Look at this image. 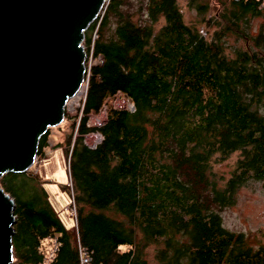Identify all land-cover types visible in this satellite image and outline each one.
Returning a JSON list of instances; mask_svg holds the SVG:
<instances>
[{"label": "trees", "instance_id": "trees-1", "mask_svg": "<svg viewBox=\"0 0 264 264\" xmlns=\"http://www.w3.org/2000/svg\"><path fill=\"white\" fill-rule=\"evenodd\" d=\"M263 4L223 1L204 20L214 27L208 38L184 22L176 0H146L142 22L122 9L124 0H109L85 31L84 46L100 61L90 67L65 151L90 264H264V244L221 220L247 180L264 187V27L248 32L250 16L264 17ZM230 36L241 46L229 47ZM117 94L134 110L111 107L89 126ZM92 132L102 137L94 149L84 143ZM48 136L47 129L39 137L35 158H45ZM233 153L239 156L225 179L214 166ZM0 187L15 204L10 264H41L48 237L59 242L52 264H79L75 231L37 174L4 173Z\"/></svg>", "mask_w": 264, "mask_h": 264}, {"label": "water", "instance_id": "water-1", "mask_svg": "<svg viewBox=\"0 0 264 264\" xmlns=\"http://www.w3.org/2000/svg\"><path fill=\"white\" fill-rule=\"evenodd\" d=\"M105 0H0V177L34 163L84 82V33ZM14 200L0 187V264L12 262Z\"/></svg>", "mask_w": 264, "mask_h": 264}, {"label": "rangeland", "instance_id": "rangeland-1", "mask_svg": "<svg viewBox=\"0 0 264 264\" xmlns=\"http://www.w3.org/2000/svg\"><path fill=\"white\" fill-rule=\"evenodd\" d=\"M226 0H176L177 5L182 13L183 20L187 25L194 26L210 37L214 31V27L206 28V21L211 16L220 10L221 3ZM109 0H105L100 11L103 14ZM125 9L132 14V19L135 22L146 20V0H124ZM207 5L206 11L201 12L198 7ZM264 6V4L262 5ZM115 27V19L111 18L107 35H110ZM264 27V17H249L248 32L255 35L261 28ZM93 39L96 37L91 34ZM84 40V39H83ZM81 42L85 53L84 66L85 75L82 90L78 96L69 98L64 106V118L60 124L48 128L49 146L45 150V158H35L32 166L26 171L37 174L40 183L48 193L51 205L54 207L58 216L62 219L67 228L72 225L70 216L71 209H74L72 203L71 183L68 173V155L66 154V138L72 134L73 123H77L81 115V108L85 100L87 92V78L90 67L99 63V58L91 55L85 48L84 42ZM242 42H238L234 37H227V45L229 47L241 46ZM87 54V55H86ZM86 76V77H85ZM132 102L121 94H117L107 101L98 114L91 115L88 120L89 126H99L98 120L102 121L104 115L108 113L109 108L131 110ZM95 133H90L85 136V142L94 141ZM96 135V134H95ZM238 153L231 154L225 161L217 163L214 167L218 174L226 178L234 170L235 163L238 159ZM15 208V207H14ZM15 218V216H14ZM222 225L228 231L234 233H243L247 235V239L253 245L264 244V187L263 182L249 179L241 185L231 205L223 208L221 211ZM14 224V223H13ZM46 245V244H45ZM156 247L150 245L145 253L151 261L154 257Z\"/></svg>", "mask_w": 264, "mask_h": 264}, {"label": "built area", "instance_id": "built-area-1", "mask_svg": "<svg viewBox=\"0 0 264 264\" xmlns=\"http://www.w3.org/2000/svg\"><path fill=\"white\" fill-rule=\"evenodd\" d=\"M81 87H82V85L80 86V88H79V90L77 92H79V93L81 92V90H82ZM76 95H77V93L73 97H75ZM131 108L132 109L129 110V111H133L134 110L133 104H132ZM105 117H106V115L103 116L102 121L98 120V124L99 125L103 122ZM92 133H95V132H92ZM95 134H94V136L96 137V139L94 141H92V142L90 141L89 143L85 142V137H84V143L90 149H94L96 147V145L102 139L100 134H98L97 132ZM71 191H72V188H71ZM72 195H73V193H72ZM72 203H73V206H74V209H71V212H70V216L73 217L71 219L72 225L68 229L75 231V234H76V241H77L76 242V248H77V253H78L79 264H90V261H91L90 252L88 250H86L79 242L78 231H77V215H76L75 202H74V198L73 197H72ZM42 246H43V248H42V250H43V260H42L41 264H52L54 256H55V254H56V252L58 250V246H59V242H58L57 237H48V238H46L42 242Z\"/></svg>", "mask_w": 264, "mask_h": 264}, {"label": "bare ground", "instance_id": "bare-ground-1", "mask_svg": "<svg viewBox=\"0 0 264 264\" xmlns=\"http://www.w3.org/2000/svg\"><path fill=\"white\" fill-rule=\"evenodd\" d=\"M80 93L79 92H77V95L76 96H78Z\"/></svg>", "mask_w": 264, "mask_h": 264}]
</instances>
